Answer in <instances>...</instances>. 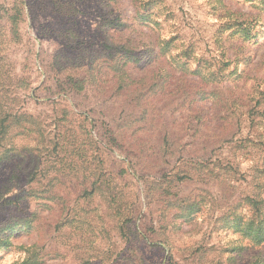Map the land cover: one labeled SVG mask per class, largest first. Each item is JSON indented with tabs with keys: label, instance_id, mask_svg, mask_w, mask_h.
Instances as JSON below:
<instances>
[{
	"label": "rangeland",
	"instance_id": "374dc122",
	"mask_svg": "<svg viewBox=\"0 0 264 264\" xmlns=\"http://www.w3.org/2000/svg\"><path fill=\"white\" fill-rule=\"evenodd\" d=\"M67 1L76 9L70 17L49 0H0V264H264V242H249L226 220L244 212L250 186L239 172L258 162L243 145L264 143V0H165L173 11L160 31L135 0ZM230 16L249 28L247 39L223 32ZM114 19L127 27L117 33ZM171 35L204 51L194 74L170 62L173 49L149 60L146 50ZM117 39L133 53L125 85L115 72ZM220 42L227 51L218 62ZM142 114L147 123L117 125ZM92 116L128 141L129 157L103 144L108 128H93ZM148 130L182 135L177 148L188 145L167 170L192 167L174 159L206 144L239 162V172L210 162L191 181L168 178ZM96 166L106 178L93 186ZM172 190L199 207H172ZM109 197L133 204L119 217Z\"/></svg>",
	"mask_w": 264,
	"mask_h": 264
},
{
	"label": "trees",
	"instance_id": "16d2710c",
	"mask_svg": "<svg viewBox=\"0 0 264 264\" xmlns=\"http://www.w3.org/2000/svg\"><path fill=\"white\" fill-rule=\"evenodd\" d=\"M138 2V7L139 9L143 10V14H141V17L144 18V20L150 24H153L158 31H160L163 27V22H166V20L169 19V16L172 14V11L169 4L165 0H135ZM263 1V0H260ZM50 5L54 8L56 13L60 14L61 16L65 17H70L76 14V9L75 7L68 2L67 0H49ZM138 14V13H137ZM172 20V19H171ZM177 21H174V24H183V21L180 19H176ZM183 20V19H182ZM173 21V20H172ZM227 22L226 28L223 30L225 31H230L229 35H234L238 34L241 38L247 39L248 34H249V28L247 26L245 27H240V23L236 18L233 17H227ZM112 25H114V28L118 31L117 33L121 32L125 27H127V24L122 22L119 19H114L112 20ZM173 24V22H172ZM62 35L65 36V32H62ZM70 35V34H69ZM70 37V36H67ZM220 37V36H219ZM176 36L171 35L168 39L166 38H161L158 43V49L156 50L155 48L152 49H147L146 51L150 52V57L149 60L154 59L157 55H167L170 53V50L173 49L176 52H172L170 54V62L174 65H176L179 68V72L184 75H191L194 74L195 70H192V63L194 61H197L200 63L203 59L201 56H199V52L204 53V51L200 50V47L195 46L193 42H188V43H182L179 42L177 43V38L175 40ZM175 40V42H174ZM219 40H221L219 38ZM160 43H162L160 47ZM220 45V46H219ZM128 44L125 42L123 43L119 39H117V42L112 48L116 52V54L119 53V56L117 57V62H116V68L115 72L117 75V80L120 85H125L127 84V81L130 80L126 74V69L125 66L128 63V61L125 60L126 56L131 53V50L128 49ZM130 47V46H129ZM206 47V46H205ZM217 47H219V51L217 52V56H213L212 58H215L218 60L221 58H225L226 56V51L227 48L223 46V44L220 42L218 43ZM172 50V51H173ZM122 55V56H121ZM207 61L206 59H204ZM228 61V60H227ZM200 67V64L198 65ZM213 73V72H212ZM214 77V81L218 82L220 79L216 78L215 74H212ZM70 81H73L74 79H69ZM75 82V81H74ZM73 82V83H74ZM77 88L82 87V81L77 82ZM128 104V103H126ZM122 112V111H121ZM147 115H143L138 117V118H130L128 115L126 118H121L118 121V126H123L121 127L122 129L127 128L129 129V126L131 124L139 123V124H144V122L147 123ZM200 118V116H199ZM199 118L196 120V123H198ZM109 119V118H108ZM90 120L93 122V128L98 127L99 123L102 124V122H106L105 118H97L96 116L90 117ZM163 120V118L161 119ZM101 121V122H100ZM189 122V119H187ZM238 121V118H235L234 122L230 124V126H239L240 121ZM259 121V120H258ZM155 122H160V121H155ZM173 121L169 120L165 124H171ZM108 123L102 124L104 127H107L108 129L103 130V137H101V141H103V144L106 146H111L113 149H119L123 152V154L126 155V157H129V154L126 152L128 149L132 148L131 146L127 145V142L122 138L120 139L115 131L109 128V125H106ZM116 125V124H115ZM86 139L89 140L90 142H93L92 138L89 135V131H86ZM148 137H150L152 140L151 142H154L158 145V150L156 151V154H159L162 163L159 165V171L158 172H164L166 177L168 178H173L179 181H191L195 177H199L201 173H206L205 167L210 163H217L216 166L221 167L222 169H226L227 172L230 171H238L239 172V167L240 164L239 162H235L233 164L232 162H225L226 160L223 159L221 160L219 156H213V151L214 150H209L208 146L206 144L199 146L196 148V151H193V153L186 152L185 154H179L176 159H174V163L179 162V164H185L187 165H193L192 167H189L187 170H179L180 172L174 171L172 172L171 169L167 170L165 169L168 167L169 164L171 163V156L177 153L180 149H184L187 143L179 146L177 148V143L182 139V135H177V134H170L168 130H159L156 132H152V130L147 131ZM190 137L189 139V145H192L195 143V137L192 134H187L186 136ZM218 138L223 137L220 134H216ZM261 136V135H259ZM90 137V138H89ZM264 138V135L261 136ZM217 138V139H218ZM104 139V140H102ZM219 140V139H218ZM182 141V140H181ZM89 142V143H90ZM97 143V142H96ZM95 143V144H96ZM188 147V145H187ZM244 153L247 155V159H257L258 162H254L255 164L251 169L249 168L248 171L250 172H239L240 176H247V185H249L248 192L244 194L241 197V205H243L244 212L241 214H233L230 217L227 216L226 220L227 222H224L225 224H229L230 227L239 229L241 233H245L247 236L246 238L249 240V242H264V143H262L260 148H257V150H254L253 147L248 146V145H243ZM77 154V153H76ZM216 157L212 159L213 157ZM77 160L79 162H84V161H90V158L86 157L85 155H82L80 153L77 154L76 156ZM225 162V163H223ZM222 163V164H221ZM101 169L93 168L92 172L90 174L92 175V182L91 185H95L96 182L100 179L105 180L104 177L106 178V174L102 173L100 171ZM166 171V172H165ZM246 181V180H245ZM95 182V183H94ZM99 188V186H98ZM88 192V193H87ZM166 193H170L172 197V202L170 205L172 207H176L180 205V210L184 211H191L195 209L196 207H199L200 203L197 201V199H194L193 197H188L186 198H181L178 194V192L173 191L168 192L165 191ZM90 191L88 189L86 190V196H88ZM90 198V197H89ZM88 198V199H89ZM202 199V198H200ZM198 199V200H200ZM109 202L111 204V209L114 210L115 215L122 217L125 209L127 207H130L133 203H127L125 205L119 204V201L116 198L109 197ZM121 203V202H120ZM191 213L188 214L190 216ZM121 219V218H118ZM123 231H125L123 229ZM2 244H5L6 242H0Z\"/></svg>",
	"mask_w": 264,
	"mask_h": 264
}]
</instances>
